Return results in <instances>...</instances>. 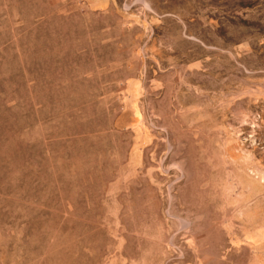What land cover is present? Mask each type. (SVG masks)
Here are the masks:
<instances>
[{"label": "rangeland", "instance_id": "374dc122", "mask_svg": "<svg viewBox=\"0 0 264 264\" xmlns=\"http://www.w3.org/2000/svg\"><path fill=\"white\" fill-rule=\"evenodd\" d=\"M0 264H264V0H0Z\"/></svg>", "mask_w": 264, "mask_h": 264}]
</instances>
